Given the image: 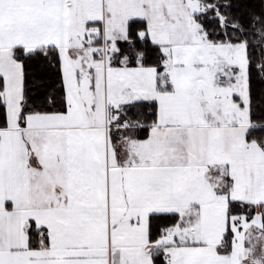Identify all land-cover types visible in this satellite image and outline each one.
Instances as JSON below:
<instances>
[{"label":"snow or ice","instance_id":"6c2138e0","mask_svg":"<svg viewBox=\"0 0 264 264\" xmlns=\"http://www.w3.org/2000/svg\"><path fill=\"white\" fill-rule=\"evenodd\" d=\"M0 264H264V0H0Z\"/></svg>","mask_w":264,"mask_h":264}]
</instances>
